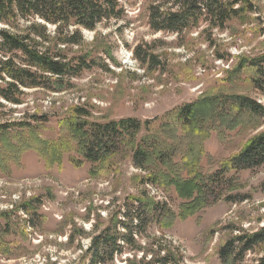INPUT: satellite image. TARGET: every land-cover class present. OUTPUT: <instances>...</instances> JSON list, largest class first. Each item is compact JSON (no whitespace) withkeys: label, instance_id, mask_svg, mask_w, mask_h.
Listing matches in <instances>:
<instances>
[{"label":"rangeland","instance_id":"obj_1","mask_svg":"<svg viewBox=\"0 0 264 264\" xmlns=\"http://www.w3.org/2000/svg\"><path fill=\"white\" fill-rule=\"evenodd\" d=\"M151 2L121 0L123 19L82 30L83 43L70 55L86 52L97 65L49 89H23L21 104L0 99V124L8 129L0 132V264H91L85 253L91 237L122 221L124 202L132 196L144 205L157 204L155 215L143 231L144 225L134 228V222L132 238L119 241L122 253L97 264L146 262L158 250L170 253V264H221L218 249L226 240L264 225V165L234 176L235 188L224 193L236 195V202L220 199L181 219L186 201L172 185L148 183V171L133 166L129 148L98 170L90 162H74L81 159L67 126L76 120L74 107L88 113L80 118L87 122L131 117L159 126L206 93L247 96L264 106V89L255 87L257 76L247 63L264 56V0H251L255 10L222 31L203 30V23L181 35L149 27ZM260 131L261 119L255 127L246 122L207 131L199 173L220 168ZM40 140H61L59 159L40 153ZM21 143L30 145L14 154L12 145ZM192 144L180 142L173 156L183 177L182 158ZM258 256L257 250L247 252L240 264H256Z\"/></svg>","mask_w":264,"mask_h":264},{"label":"trees","instance_id":"obj_2","mask_svg":"<svg viewBox=\"0 0 264 264\" xmlns=\"http://www.w3.org/2000/svg\"><path fill=\"white\" fill-rule=\"evenodd\" d=\"M254 10L251 0H152L148 7V23L155 32L177 35L203 23V30L222 31L230 21ZM124 16L121 0H0V99L21 104L23 89H49L52 84L77 77L97 65L86 52L70 55L74 47L79 48L83 43L82 30L94 31L100 24L119 21ZM140 60L145 61V58ZM247 63L255 70V87L263 90L264 56ZM72 112L76 120L69 119L67 126L81 156V159H73L75 163L87 161L98 170L110 157L129 148L133 166L148 171V183L172 185L186 201L179 214L181 219L220 199L236 202V195L224 193L232 186L234 176L242 170L264 165V131H260L209 175H202L198 169L201 140L207 131L233 129L246 122L255 127L260 119L264 120V106L247 96L206 93L172 111L159 126H153L154 120L140 121L131 117L87 122L80 119L88 116L81 107H74ZM6 131V126L0 124L1 134ZM141 131L144 134L137 139ZM173 137L177 138L176 145ZM184 140L193 142L182 158L186 177L180 175L181 168L173 162L176 148ZM40 141L43 143L40 153L59 159L61 140ZM22 144L12 145V152L18 154L20 149L30 145L23 147ZM137 200L132 196L124 202L126 209L122 221L109 224L91 237L85 249L91 264L105 263L106 259L102 258L113 259L121 254L123 247L119 241L132 238L134 222V228L143 224L139 230L143 231L149 216L155 215L157 204L146 202L144 205ZM135 202H139L136 207ZM256 250L259 251L256 264H264V225L254 232H240L229 238L219 247L218 254L221 264H240L247 252ZM169 256V252L161 255L158 250L148 261L141 258L133 264H170Z\"/></svg>","mask_w":264,"mask_h":264}]
</instances>
